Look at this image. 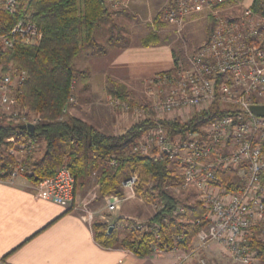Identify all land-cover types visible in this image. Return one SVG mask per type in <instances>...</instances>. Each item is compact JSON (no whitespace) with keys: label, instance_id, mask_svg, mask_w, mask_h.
Instances as JSON below:
<instances>
[{"label":"built area","instance_id":"obj_1","mask_svg":"<svg viewBox=\"0 0 264 264\" xmlns=\"http://www.w3.org/2000/svg\"><path fill=\"white\" fill-rule=\"evenodd\" d=\"M120 1L109 0L113 5ZM17 7L14 0H0V8L11 15ZM195 15L209 19L212 32L184 64L151 78L149 94L155 95L156 103L131 109L117 99L108 101L121 111L138 112L142 120L185 122L216 107L227 112L188 132L184 139L176 136L173 142L158 126L138 140L133 152L152 158L166 155L170 161L168 170L183 180L181 188L194 190L206 209L203 218L207 225L196 234V244L191 249L177 245L181 240L177 238L171 248L155 245L152 254L169 252L186 261L216 246L235 264H255L257 251L252 241L264 240V118L254 116L250 107L264 106V18L250 6L231 0H170L161 21L181 33ZM41 38L35 24L20 20L8 35L0 37V48L12 49L18 43L37 45ZM26 77V72L14 66L0 77V122L4 125L35 127L39 123L36 115L19 108L14 97ZM38 146L28 139L11 147L7 155L14 159V165L6 178L0 169V182L12 183L30 173ZM136 182L137 177L132 175L121 185L125 195L108 198V213L118 211L124 201L135 197ZM36 187L38 195L56 205L67 208L73 202L75 180L65 166ZM156 208L157 212L163 205L157 204ZM183 213L182 207L175 211V215ZM100 219L107 222L104 216ZM134 225L141 233L152 230L159 242L156 226ZM195 264L208 263L200 258Z\"/></svg>","mask_w":264,"mask_h":264},{"label":"trees","instance_id":"obj_2","mask_svg":"<svg viewBox=\"0 0 264 264\" xmlns=\"http://www.w3.org/2000/svg\"><path fill=\"white\" fill-rule=\"evenodd\" d=\"M14 1L18 6L15 14L0 8V37L8 35L18 21L24 20L35 24L41 30L42 38L37 45L18 43L12 49L0 48V73H5L10 66L26 72V80L15 91V98L19 108L29 115H36L39 123L33 133L20 130V126L0 124V169L5 172L4 178L14 165V159L7 151L28 139L44 144L41 156L30 163L31 172L23 176L33 186L52 178L60 167L65 166L75 180L74 192L96 176L97 197L103 199L121 197L122 183L137 175V195L147 204L163 205L146 224L148 228L157 227L159 242L152 230L139 233L133 229L130 219L121 218L112 225L94 221V240L102 248L120 247L137 257L151 256L155 245L161 249L171 248L177 238L181 240L176 244L187 248L197 232L207 225L203 218L206 212L203 203L182 204L172 194L173 188L182 187L183 180L168 170L170 161L166 155L152 158L134 153L133 149L140 138L158 126L165 129L168 139L173 142L176 136L184 139L188 132L198 130L227 112L216 107L185 122L142 120L120 135H106L68 116L67 107L76 78L74 60L84 50L90 52L89 56L106 54L105 48L96 42L94 32L98 24L110 16L107 0ZM231 1L242 3L243 0ZM250 7L264 18V0H253ZM166 8L154 19L156 27L161 24ZM211 32L212 25L209 24L205 40ZM157 44V35L151 33L142 45ZM177 66L174 63L172 69ZM104 89L108 97L131 109L137 107L124 84L107 79ZM227 187L231 188V185ZM178 207L184 209L183 214L175 215ZM252 247L257 251V261L264 264V240H253Z\"/></svg>","mask_w":264,"mask_h":264},{"label":"crops","instance_id":"obj_3","mask_svg":"<svg viewBox=\"0 0 264 264\" xmlns=\"http://www.w3.org/2000/svg\"><path fill=\"white\" fill-rule=\"evenodd\" d=\"M245 1H242L244 5ZM169 3L170 0L134 1L129 6L130 10L136 13L157 10L152 20L154 29L147 27L150 32L140 38H135L133 30L130 36L125 30L129 37L123 35L122 38L115 33L113 40L110 35L104 56H89L90 52H81H84L81 57L83 62L78 71L86 72L85 76L80 78L83 97L72 93L67 109L76 115H70L71 117L95 127L106 135H120L130 127L131 123L128 124L127 118L116 115L107 105L105 83L110 79L124 84L130 90L139 82L172 69L171 46L162 42L157 33L164 24L161 21L156 27L153 23L163 10L160 8L167 7ZM110 15L108 22L111 24L115 15L111 12ZM201 20L203 16L198 15L189 19L186 26L190 24L191 27L193 23ZM203 21L207 24L205 19ZM102 25L101 21L94 32L96 42H99L96 32L99 33ZM131 26L132 23L129 24V27ZM151 33L157 35L159 44L143 47V42ZM156 50L165 51L164 54L169 56V63H162L161 58L152 57ZM80 55L76 60H81ZM80 200V195L75 190L71 206L64 208L38 195L37 187L24 177H18L12 183L0 182V264H195L194 259L181 261L178 254L169 252L137 257L120 247L102 248L93 238L92 224L95 219L88 213L83 214L77 205L72 207ZM111 216L116 219L121 217L117 213ZM105 218L110 219L108 216ZM208 252L209 255L213 252L222 254V250L216 246H211L206 251L207 257ZM257 263L258 261L255 264Z\"/></svg>","mask_w":264,"mask_h":264},{"label":"rangeland","instance_id":"obj_4","mask_svg":"<svg viewBox=\"0 0 264 264\" xmlns=\"http://www.w3.org/2000/svg\"><path fill=\"white\" fill-rule=\"evenodd\" d=\"M134 1H139V0H121L119 4L115 2L116 3L115 5H113V2L110 3L109 0H107L106 2L107 8L109 12H111V14L115 15V17H113L114 21L111 24L108 22L111 15L102 21L103 25L100 27L99 33L96 32L97 38L99 41L97 43H99L100 45H102L104 48L107 49L108 47L107 41L110 35L113 36V40L115 39L116 34L121 37L123 35H125L126 37H129L130 34H132V30H133V35H135V38L136 37L140 38V37L146 36L150 32L147 27H151L152 29H154L152 20L157 14V10L154 12L142 13L141 11H139L138 13H136L133 10H130V6H129L130 4H133ZM251 1L252 0H246L245 5L249 6ZM160 9L162 10L164 9V7L162 6ZM194 17H196V15L192 16L191 19ZM203 20L197 23H193L191 27H189L190 24L188 25V27L186 26L187 25L186 24L184 28H182L181 33H178L175 27L165 25L164 23H163L164 25L158 29L157 33L159 34L160 39L163 40L162 42L170 44L171 46V49L173 52V55H172L173 65L174 63H177V65L184 64L186 57L189 56L192 53V51L195 50L200 44H202L203 42L202 40L205 39V34L207 31L206 27L208 26V21H206L207 24H205ZM130 23H132L131 27H129ZM125 30L127 34H129V36H127ZM84 52L83 54L80 55L79 59H81V57L84 55ZM164 53L166 52L163 50H156L155 52H153L152 57L161 58L162 63H165V62L169 63L168 61L169 56ZM77 60L75 59L73 62V67L76 70V78L73 84L72 93L74 94L75 92L76 95L79 94V97H83V89L81 87L82 83H81L80 78L82 76H85L86 72L80 73L78 71V69L80 68V65H82L83 60L82 59L80 61L78 60L79 62H77ZM4 74L5 73L3 74L0 73V76ZM151 78L139 82L135 88H131L130 90L128 89L130 99L137 104V107H134V108H139V107L143 108V107H146L147 105L152 106L154 103H156V100L154 97L155 95L149 94V91L151 89H149L148 83L151 80ZM109 99L110 97L107 96L106 103L107 105H109L110 109L113 110V112L116 115H119V116L121 115L122 117L127 118L128 124L131 123L132 125L144 119L142 115L138 114V112L134 110L125 112V111H121L120 109L115 108L114 105H112V102L108 101ZM67 110H68L67 112L68 116L76 115L75 113L71 114L69 111V108ZM188 113L189 111L181 114L180 119L185 117ZM179 121L184 122L182 120H179ZM0 124L2 123L0 122ZM38 145L40 148H38L37 150L39 151L34 152L32 159H38L42 154V151H43L42 149H43L44 144L40 142ZM135 176L137 177V182L133 186V192H134L135 197L124 201L119 206V209H118L119 212L116 211L114 213L121 215V217H119L121 219H127V217H129L128 219H130V222H133L132 224L133 229L136 230L134 223H141L143 225H146L147 221H149V219L153 215H155L157 204L155 203L147 204L140 198V196L137 195L136 188L139 183V178L137 175ZM77 191H78V195H80L81 200L77 202L78 204H73L72 207L77 205L78 209L82 211L83 214L88 213L92 215L95 221H99L100 220L99 217H102V216L110 217V219L106 218L107 220L106 223L108 225H112L116 221V217L113 216L112 218L111 216L114 213L110 214L105 209V207L107 206V202L109 201L108 198L110 196L104 197L103 199H100L97 197L96 176H93L85 187L83 188L77 187L76 192ZM171 192L175 197H177L181 201L182 204H193L199 201L197 198L196 192L192 189H188V188L183 189L179 187V188H173ZM122 195H125V193H123V190H122ZM122 216H125V217H122ZM183 221H186V219H184ZM201 229H204V228H201ZM195 237L193 238V241L191 242L190 246L187 247V250L191 249L196 244ZM209 248L199 253L197 257H192L191 259H194L195 263L198 262L200 258H202L206 260L208 264H235L226 255L225 251L224 252L222 251V254L218 252H213L210 255L208 252V257L205 256L206 251ZM180 256H183V255H180ZM257 264H262V263L258 262Z\"/></svg>","mask_w":264,"mask_h":264},{"label":"water","instance_id":"obj_5","mask_svg":"<svg viewBox=\"0 0 264 264\" xmlns=\"http://www.w3.org/2000/svg\"><path fill=\"white\" fill-rule=\"evenodd\" d=\"M250 112L257 117L260 118H264V106H251L250 107ZM20 130H26L29 133H33L34 132V127L31 125H27V126H20L19 127ZM111 230V229H110Z\"/></svg>","mask_w":264,"mask_h":264}]
</instances>
